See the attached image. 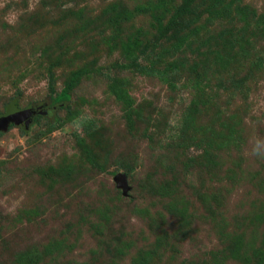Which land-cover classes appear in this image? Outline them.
I'll return each mask as SVG.
<instances>
[{
    "label": "rangeland",
    "instance_id": "rangeland-1",
    "mask_svg": "<svg viewBox=\"0 0 264 264\" xmlns=\"http://www.w3.org/2000/svg\"><path fill=\"white\" fill-rule=\"evenodd\" d=\"M11 103L0 264H264V0H0Z\"/></svg>",
    "mask_w": 264,
    "mask_h": 264
},
{
    "label": "water",
    "instance_id": "water-1",
    "mask_svg": "<svg viewBox=\"0 0 264 264\" xmlns=\"http://www.w3.org/2000/svg\"><path fill=\"white\" fill-rule=\"evenodd\" d=\"M40 106V104H37L24 109H17L13 106H10L3 115H0V131H4L11 123L16 125L29 123L33 114L38 110V108H40ZM112 181L117 187L121 188L122 193L127 191L128 187L123 175L115 174L112 178Z\"/></svg>",
    "mask_w": 264,
    "mask_h": 264
},
{
    "label": "trees",
    "instance_id": "trees-1",
    "mask_svg": "<svg viewBox=\"0 0 264 264\" xmlns=\"http://www.w3.org/2000/svg\"><path fill=\"white\" fill-rule=\"evenodd\" d=\"M66 94H67V88L64 87L56 96H54V98L52 99V102L53 103H58V102L64 101L65 100V97H66ZM10 106L15 107V105L13 103H11L6 108V111L9 109Z\"/></svg>",
    "mask_w": 264,
    "mask_h": 264
}]
</instances>
